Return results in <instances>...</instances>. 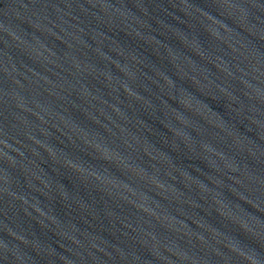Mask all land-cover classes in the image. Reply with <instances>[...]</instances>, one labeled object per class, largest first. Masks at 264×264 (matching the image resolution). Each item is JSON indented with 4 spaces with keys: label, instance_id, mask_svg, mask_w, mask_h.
Returning a JSON list of instances; mask_svg holds the SVG:
<instances>
[{
    "label": "water",
    "instance_id": "obj_1",
    "mask_svg": "<svg viewBox=\"0 0 264 264\" xmlns=\"http://www.w3.org/2000/svg\"><path fill=\"white\" fill-rule=\"evenodd\" d=\"M0 264H264V0H0Z\"/></svg>",
    "mask_w": 264,
    "mask_h": 264
}]
</instances>
